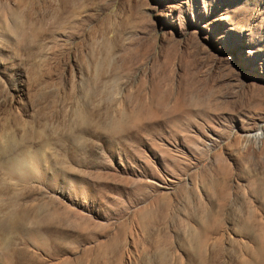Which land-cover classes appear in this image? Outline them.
Instances as JSON below:
<instances>
[{
  "label": "rangeland",
  "instance_id": "374dc122",
  "mask_svg": "<svg viewBox=\"0 0 264 264\" xmlns=\"http://www.w3.org/2000/svg\"><path fill=\"white\" fill-rule=\"evenodd\" d=\"M258 250L264 0H0V264Z\"/></svg>",
  "mask_w": 264,
  "mask_h": 264
},
{
  "label": "bare ground",
  "instance_id": "6f19581e",
  "mask_svg": "<svg viewBox=\"0 0 264 264\" xmlns=\"http://www.w3.org/2000/svg\"><path fill=\"white\" fill-rule=\"evenodd\" d=\"M258 137H259L258 134H255V135L251 136V138H253L254 140L258 139ZM201 253H199V257H200L201 260H203L202 259V255L203 254H201ZM257 264H264V250H258V252H257Z\"/></svg>",
  "mask_w": 264,
  "mask_h": 264
}]
</instances>
